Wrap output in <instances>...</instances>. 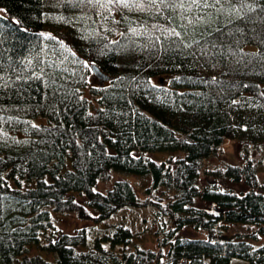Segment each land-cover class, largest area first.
Returning a JSON list of instances; mask_svg holds the SVG:
<instances>
[{
	"label": "trees",
	"instance_id": "trees-1",
	"mask_svg": "<svg viewBox=\"0 0 264 264\" xmlns=\"http://www.w3.org/2000/svg\"><path fill=\"white\" fill-rule=\"evenodd\" d=\"M208 3L0 0V264H264L251 243L264 236V182L247 148L264 142V0ZM225 140L243 163L202 183ZM114 173L150 176L147 195L122 178L98 190ZM149 205L171 225L157 250L122 223L89 240L53 218L99 224ZM186 226L205 236L179 235Z\"/></svg>",
	"mask_w": 264,
	"mask_h": 264
},
{
	"label": "rangeland",
	"instance_id": "rangeland-1",
	"mask_svg": "<svg viewBox=\"0 0 264 264\" xmlns=\"http://www.w3.org/2000/svg\"><path fill=\"white\" fill-rule=\"evenodd\" d=\"M254 48V47H251ZM94 76V75H93ZM95 77V76H94ZM96 78V77H95ZM93 78V82L95 81ZM159 77H155L153 81L157 82ZM248 153L250 158L255 164L258 178L261 182H264V142L257 145L250 144L248 145ZM223 152L215 157H210L203 161V169L201 171V181H214V178L204 171L209 168H219L224 167L229 163L233 164H242L243 159L241 157L243 148L238 142L225 140L222 145ZM169 153L156 152L152 153V157L156 160L161 161L162 159L169 156ZM175 156H178L176 154ZM126 179L130 181L136 188L137 193L140 197L144 198L147 193L145 189L151 185L150 176H138L130 174H121L114 173L112 175V180L109 182H99L97 184V189L101 191H106L111 187L112 182L117 179ZM219 186L222 188L233 189L236 191L245 190V186L242 184H232L226 180L217 181ZM154 193L158 196L163 197L164 199L168 196V191L161 189L155 190ZM196 205H202L198 200H196ZM156 208L153 206L145 207H125L118 210L111 217L106 219L104 222L96 224L92 221H86L78 219L74 214L62 215V214H53L54 221L60 231L67 233H76L79 229L85 228L90 233L89 240L92 237L101 235L106 230L112 229L114 225L122 223L125 226L131 228L133 232L136 233L133 244L151 248L154 250L159 249V241L163 236L161 231L164 227H170L171 225L167 221L166 217L159 216L156 212ZM256 229V226H248L243 224H228L225 227V232L227 235H231L235 232L247 234ZM179 235L185 237H204L205 233L203 231L194 229L190 226H186L181 231L178 232ZM254 246L261 245L264 243V236H261L259 240L251 241ZM35 250H32L34 252ZM230 264H249L247 261L232 258Z\"/></svg>",
	"mask_w": 264,
	"mask_h": 264
},
{
	"label": "snow or ice",
	"instance_id": "snow-or-ice-1",
	"mask_svg": "<svg viewBox=\"0 0 264 264\" xmlns=\"http://www.w3.org/2000/svg\"><path fill=\"white\" fill-rule=\"evenodd\" d=\"M82 2V0H80ZM220 0H215V3H219ZM88 3L100 4H123L124 6H128L129 4L135 5L143 10L145 5H158L165 4L168 6H175L183 8L186 4L189 6H199L203 4L204 6H214L209 5L208 0H88Z\"/></svg>",
	"mask_w": 264,
	"mask_h": 264
},
{
	"label": "water",
	"instance_id": "water-1",
	"mask_svg": "<svg viewBox=\"0 0 264 264\" xmlns=\"http://www.w3.org/2000/svg\"><path fill=\"white\" fill-rule=\"evenodd\" d=\"M90 69L98 79L107 80L109 78L96 64H91Z\"/></svg>",
	"mask_w": 264,
	"mask_h": 264
}]
</instances>
